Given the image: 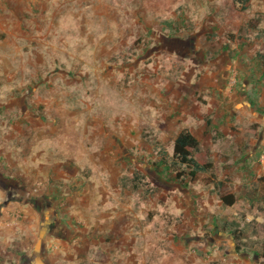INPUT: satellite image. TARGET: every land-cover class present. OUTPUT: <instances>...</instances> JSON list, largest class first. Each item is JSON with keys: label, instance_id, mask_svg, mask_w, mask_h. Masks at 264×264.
<instances>
[{"label": "rangeland", "instance_id": "374dc122", "mask_svg": "<svg viewBox=\"0 0 264 264\" xmlns=\"http://www.w3.org/2000/svg\"><path fill=\"white\" fill-rule=\"evenodd\" d=\"M263 29L264 0H0V264H52V241L70 235L63 224L68 217L55 204L64 185L27 184L10 161L29 156L49 129H57L56 143H63L81 135L85 121H107V129L117 121L121 154L111 163L127 169L124 179L136 169L152 176L162 164L157 155H145L169 156L170 140L184 122L172 121L162 108L165 91L177 88L188 91L183 103L170 96L181 110L226 106L223 118L201 114L211 127L195 158L213 162L199 182H222L221 190L236 195L237 205L202 215L201 244L225 251L237 230L245 239L231 240L236 252L264 257ZM214 73L217 85L229 88L227 102L199 89L201 77ZM64 121L81 124L65 129ZM220 122L235 137L221 135ZM193 125L198 128L197 121ZM112 143L108 155L117 151ZM241 167L250 190H236L230 180ZM77 176L85 179V168ZM72 221L77 229L80 222Z\"/></svg>", "mask_w": 264, "mask_h": 264}, {"label": "crops", "instance_id": "0c3cea01", "mask_svg": "<svg viewBox=\"0 0 264 264\" xmlns=\"http://www.w3.org/2000/svg\"><path fill=\"white\" fill-rule=\"evenodd\" d=\"M261 34L264 39V29ZM217 66L221 67L222 61H218ZM201 78L200 90L206 89L207 93L220 95L221 101H228L229 88L222 89V86L217 85L215 73ZM165 92L162 96V108L166 111L164 114L168 118L173 116L172 121H184L182 126L175 129L170 140L172 149L178 134L187 129L199 142L202 150V135L205 129L211 127V123L208 119L202 121L201 114L208 116L213 113V118H223L226 106L223 105V109H219L220 105H217V109L213 111V107L207 105L203 111H200L199 107L190 113L177 108L173 101L170 102L172 94L179 103H183V96L188 94L187 90L177 88L173 93L167 90ZM243 109L244 107L238 108V111ZM195 110L198 113H195ZM228 117L230 115L226 116L225 122H229ZM194 121L198 122V128L194 127ZM167 122L169 129L173 124ZM213 122L219 125V121ZM40 123V126L47 125L41 121ZM220 123L221 126L217 130H221V135L227 138L235 137V132H229L228 127H224L223 122ZM80 124L81 121H64L65 129L69 126L80 127ZM48 125H51V122ZM107 126V121H85L81 135H77L73 140L64 138L63 143H56L61 141L56 134L58 130L49 129L41 133L29 156L14 162L9 160L10 167L18 166L21 169L19 172L27 184L37 183L38 186L42 184L47 187L54 184L64 185V196L59 197L55 204L59 205L63 215L68 217L63 224L67 228L70 227V235L54 236L50 252L52 264H264V257H250L247 251L236 252L231 236L229 238L233 242L230 240V245L225 251L219 250L213 244L209 248L208 244H201L199 228L202 225V215L209 217L212 207L218 209L217 212L230 208L223 207L217 198L215 187L218 181H211L209 186H204L198 180L199 174L204 173H199L195 180L189 181L186 178L181 182L168 167L172 153L168 156L157 151H148L145 156L150 155L155 159L157 155L158 162L167 169L170 180L172 177L170 182L164 180L162 166L156 173L153 171L152 176H146L144 171L138 169L131 170L126 175L128 178L124 179L127 169L122 166L115 167V163H111V158H120L123 129L117 121L113 124L116 127L107 129ZM73 131L75 132L74 129ZM234 140L237 142L236 138ZM111 141L118 148L108 155L106 146ZM237 145L238 142L232 147L235 152L238 150ZM158 147L159 143L154 141L153 148ZM211 156L209 151L210 159ZM210 162L212 168L209 172L213 169V162ZM82 167L85 168V179L77 176ZM241 171L230 175L236 190H240V186H245V189L250 186L246 178L243 181L246 174L243 167ZM134 173H138L141 179L137 187H134L131 181ZM241 179L242 183L239 184ZM68 186H73L75 191L70 193ZM33 192H37V188H33ZM214 218H217V215ZM72 219L80 222L77 229H74ZM248 219L250 218L246 217V220ZM255 220L260 222V216ZM241 239L244 240V236ZM255 249L256 247L252 251Z\"/></svg>", "mask_w": 264, "mask_h": 264}, {"label": "trees", "instance_id": "16d2710c", "mask_svg": "<svg viewBox=\"0 0 264 264\" xmlns=\"http://www.w3.org/2000/svg\"><path fill=\"white\" fill-rule=\"evenodd\" d=\"M196 154H201L200 144L195 137L187 130L183 129L173 143L172 158L171 162L168 163V167L175 173L177 179L189 181L196 179L199 173L209 172L212 168L210 161L204 163L198 161L195 158ZM141 180L138 173H134L131 181L134 183V187H137ZM216 195L218 200L221 202L223 207H232L236 202V197L233 194L223 193L222 182L216 184ZM231 234L234 241L237 238H242V234L238 233L237 230H233ZM237 249H239L236 246Z\"/></svg>", "mask_w": 264, "mask_h": 264}, {"label": "flooded vegetation", "instance_id": "af4514ba", "mask_svg": "<svg viewBox=\"0 0 264 264\" xmlns=\"http://www.w3.org/2000/svg\"><path fill=\"white\" fill-rule=\"evenodd\" d=\"M47 220V219H46Z\"/></svg>", "mask_w": 264, "mask_h": 264}]
</instances>
